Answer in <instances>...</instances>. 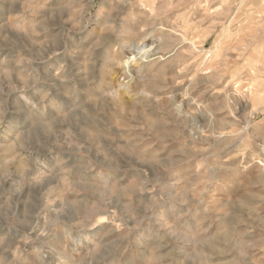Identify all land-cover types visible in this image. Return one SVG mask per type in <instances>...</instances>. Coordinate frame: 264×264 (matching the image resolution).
Here are the masks:
<instances>
[{"label":"rangeland","instance_id":"1","mask_svg":"<svg viewBox=\"0 0 264 264\" xmlns=\"http://www.w3.org/2000/svg\"><path fill=\"white\" fill-rule=\"evenodd\" d=\"M0 264H264V0H0Z\"/></svg>","mask_w":264,"mask_h":264},{"label":"bare ground","instance_id":"2","mask_svg":"<svg viewBox=\"0 0 264 264\" xmlns=\"http://www.w3.org/2000/svg\"><path fill=\"white\" fill-rule=\"evenodd\" d=\"M135 49L137 50V52H138V54H139V49H138V47L135 48ZM155 52H156V50L150 48V49L146 50L145 53H140V55L144 58V57H146V56H149V55H151V54H154Z\"/></svg>","mask_w":264,"mask_h":264}]
</instances>
